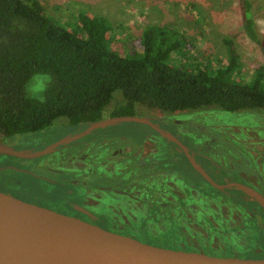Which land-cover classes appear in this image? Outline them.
Returning <instances> with one entry per match:
<instances>
[{
	"label": "trees",
	"instance_id": "obj_1",
	"mask_svg": "<svg viewBox=\"0 0 264 264\" xmlns=\"http://www.w3.org/2000/svg\"><path fill=\"white\" fill-rule=\"evenodd\" d=\"M250 7L240 0L242 27L264 56V37L253 28ZM76 21L70 30L48 16L38 0H0L1 139L39 132L56 119L84 126L148 110L242 114L264 108V69L240 75L226 39V63L208 68L190 59L187 38L173 28H144L138 48L126 53L110 47L104 18L77 12ZM174 56L187 62L179 67ZM36 75L48 76L41 100L27 92ZM114 92L118 95L112 97ZM9 184H1L2 190H13Z\"/></svg>",
	"mask_w": 264,
	"mask_h": 264
},
{
	"label": "flooded vegetation",
	"instance_id": "obj_2",
	"mask_svg": "<svg viewBox=\"0 0 264 264\" xmlns=\"http://www.w3.org/2000/svg\"><path fill=\"white\" fill-rule=\"evenodd\" d=\"M187 112L189 111L162 114L148 110L135 116L150 119L154 126L174 136L180 143L182 142L178 139L179 134L186 136L195 131L191 136L193 140L188 139V152L196 163L198 157L214 164L208 156L213 154L218 142L222 141L223 146H229L228 148L233 144L229 145L227 140L215 135L213 132L217 133L219 130L213 129L212 132L214 127L205 128L203 125L191 123L188 119L176 118L179 114L187 115ZM250 113L255 116V120L264 118V108ZM104 118L109 116L102 119ZM262 120V130H259L261 135L255 134L259 128L257 122L252 127V133L260 141L264 140V119ZM134 124L138 126H128L124 128L126 132H111L114 128L109 126L91 130L76 140L58 146L52 153L39 157L43 160L33 159L41 161H37L30 169L20 168V173L53 187L66 200L56 208L57 210L52 204L38 197L32 198L34 204L118 234L130 237L134 235L133 238L136 236V239L144 242L156 240L157 244L159 238H165L170 239L166 241L172 242L171 246L193 249L264 247V211L249 192L244 194L237 190L238 188L230 187L221 192L215 190V193H205L200 182L181 179L176 175L179 166L177 155L184 157L179 148L145 124ZM86 125H69L72 128L70 132L64 133L47 145L66 135L81 132ZM140 125L143 127H139ZM199 139L201 141L197 142ZM184 159L186 160L185 157ZM186 163L190 167L187 160ZM190 169L192 170L191 167ZM217 171L222 172L218 168ZM199 178L205 182L200 176ZM223 183L228 181L220 184ZM1 184L5 183L0 182V187ZM246 186L258 192L264 201V189L258 184ZM2 191L19 198L15 190ZM50 194L55 195V191L50 190ZM231 199L240 202L242 206H233L232 210L220 208L221 203L226 204ZM191 205H195V208H190ZM233 215L238 218L236 227L228 225ZM244 219L248 220L246 225L243 223ZM195 220L197 225L205 230L196 236L199 242L190 244L179 236L178 230L183 228L182 225L186 224V221ZM163 224V231L156 235L149 233V227ZM249 230L255 235V243L263 246L247 243H250L247 241ZM224 232H227L228 236H224ZM211 233L218 235L216 243L209 236ZM238 243L240 245H237ZM244 244H248L247 247L243 246Z\"/></svg>",
	"mask_w": 264,
	"mask_h": 264
},
{
	"label": "rangeland",
	"instance_id": "obj_3",
	"mask_svg": "<svg viewBox=\"0 0 264 264\" xmlns=\"http://www.w3.org/2000/svg\"><path fill=\"white\" fill-rule=\"evenodd\" d=\"M45 13L51 18L67 25L70 30L77 28L76 13L83 12L89 16L102 17L107 20L110 31L108 41L114 50L131 53L138 48V41L142 30L148 26H160L167 29H175L182 36L187 38L186 48L190 59L197 63L202 61L209 68L210 66L223 65L226 63L227 49L223 39L229 41L234 54L237 55L239 62V74L242 76H252L254 71L261 67L264 69V56L257 45L246 35L242 27V15L240 0H38ZM250 2V15L253 28L264 37V0H248ZM180 55V53L174 54ZM186 57V56H185ZM173 61V60H172ZM175 65L183 66L187 60L174 56ZM47 75H36L27 85L28 95L36 100L42 99V94ZM118 95L117 92L112 97ZM187 115L177 117L190 120L191 123L205 128L219 130L215 133L220 138L228 141L231 148L224 147L223 142L219 141L213 154L209 155L210 161L196 157L201 167L208 172L215 183L236 182L244 185L260 186L264 189V140H258L256 135H261L264 118H256L251 113H227L217 109L202 112H187ZM255 120V121H254ZM257 122L259 128L252 133V127ZM138 126L134 123H121L115 126L111 132H126L124 128L128 126ZM211 126V127H210ZM143 127V126H139ZM66 120L56 119L50 127L33 134H23L5 137L2 142L15 150L37 151L46 146L49 142L59 138L64 133L70 132ZM191 134L186 136L178 135L183 145L190 148L189 140H193ZM218 137V138H219ZM256 137V140H254ZM189 139V140H188ZM201 141L200 139L197 141ZM231 142V143H229ZM250 143V146H249ZM41 159V158H39ZM45 159V158H44ZM43 160V159H41ZM41 160H22L10 156L0 155V182L14 188L19 199L33 202L32 198H40L52 204L53 208L60 207L65 200L58 190L44 184L38 179L30 178L28 175L10 171V167L16 169L34 166ZM176 175L181 179L197 181L203 185L205 193H215L214 188L206 182H202L187 165L186 160L181 155H177ZM218 165V166H216ZM215 166V167H214ZM221 166V167H219ZM217 168L222 171L218 172ZM45 175V174H43ZM259 189V188H258ZM50 190L55 191V195L50 194ZM179 190V188H177ZM231 190V189H230ZM240 190V189H237ZM244 194L248 193L241 190ZM232 193V192H231ZM251 195L250 193H248ZM55 196V197H54ZM41 203V202H40ZM228 203V204H227ZM221 203V209L232 210L233 206L241 207V203L228 200ZM51 206V207H52ZM215 207V206H214ZM218 207V206H216ZM190 208H195L191 205ZM57 210V209H56ZM220 214V213H218ZM230 218V217H229ZM236 221V223H235ZM198 222L186 221L183 228L179 229V236L190 242H199L197 235L204 232V227L197 225ZM246 225L248 220H243ZM165 224L151 226L149 233L157 234L165 229ZM231 227L238 226V218L233 215L230 218ZM234 225V226H233ZM167 227V226H166ZM140 232V231H138ZM228 236L227 232L223 233ZM213 242H217L218 235L211 233ZM134 237V235H133ZM255 235L249 230L247 238L248 244L263 246L255 243ZM135 238H138L135 236ZM144 240L143 237H140ZM169 238V237H167ZM159 245L167 246L165 238H159ZM149 241L155 243V241ZM220 242V241H219ZM195 243V244H196ZM248 244H244L246 246ZM237 245H240L239 243ZM175 247V246H174Z\"/></svg>",
	"mask_w": 264,
	"mask_h": 264
},
{
	"label": "water",
	"instance_id": "obj_4",
	"mask_svg": "<svg viewBox=\"0 0 264 264\" xmlns=\"http://www.w3.org/2000/svg\"><path fill=\"white\" fill-rule=\"evenodd\" d=\"M124 122L145 124L159 132L179 148L192 170L209 186L220 192L230 187L249 192L264 211V201L253 188L236 182L215 183L182 143L146 117L99 119L88 123L81 132L66 135L37 151L15 150L0 138V155L36 159L91 130ZM0 264H264V247L193 249L144 242L21 200L0 189Z\"/></svg>",
	"mask_w": 264,
	"mask_h": 264
}]
</instances>
